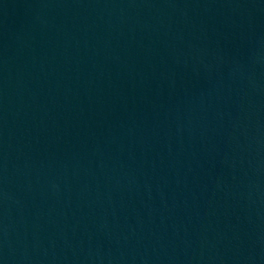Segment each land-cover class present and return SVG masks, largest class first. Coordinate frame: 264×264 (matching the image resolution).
Here are the masks:
<instances>
[{"label":"water","instance_id":"1","mask_svg":"<svg viewBox=\"0 0 264 264\" xmlns=\"http://www.w3.org/2000/svg\"><path fill=\"white\" fill-rule=\"evenodd\" d=\"M0 264H264V0H0Z\"/></svg>","mask_w":264,"mask_h":264}]
</instances>
